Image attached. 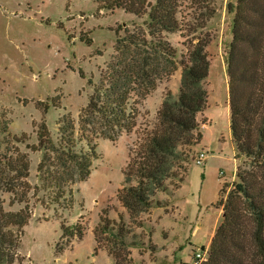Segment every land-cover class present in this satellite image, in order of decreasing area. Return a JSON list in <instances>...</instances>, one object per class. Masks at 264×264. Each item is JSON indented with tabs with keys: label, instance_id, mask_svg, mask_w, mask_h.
<instances>
[{
	"label": "rangeland",
	"instance_id": "374dc122",
	"mask_svg": "<svg viewBox=\"0 0 264 264\" xmlns=\"http://www.w3.org/2000/svg\"><path fill=\"white\" fill-rule=\"evenodd\" d=\"M183 4L180 17L187 30L165 33L177 52V70L169 79L159 77L157 89L147 98L136 92L130 102L140 108L139 124L153 128L166 95L180 91L182 62L190 48L205 39L210 71L205 81L208 108L198 116L203 138L188 149L189 169L181 188L171 186L159 193L154 207L132 221L118 194L126 183L129 146L137 136L122 134L112 141L106 137L110 129L106 118L84 111L110 73L109 64L117 61L116 31L124 37L125 27L136 31L143 21L123 10H100L96 0H0V177L13 184L0 187V201L9 211L28 206L32 212L16 264H115L108 250L119 247L111 235L97 241L94 230L101 218L119 222V215L134 230L127 248L133 264H193L196 250L209 251L223 219L218 206L221 189L225 183L228 193L235 188L237 167L244 161L235 158L227 72L234 20L230 7L237 0H209L208 9L215 13L202 30H193V23L196 11L205 9L192 0ZM89 40L93 41L90 46ZM69 118L77 133L98 145L99 158L91 175L70 183L71 192L54 203V189L41 179L40 164L70 176L75 169L70 163L64 165L63 157L50 145H41L38 132L45 123L49 138L57 144L59 128ZM200 153L207 158L197 163ZM21 155L29 162L27 185L7 166L8 160L15 162ZM80 232L83 236L78 237Z\"/></svg>",
	"mask_w": 264,
	"mask_h": 264
},
{
	"label": "trees",
	"instance_id": "16d2710c",
	"mask_svg": "<svg viewBox=\"0 0 264 264\" xmlns=\"http://www.w3.org/2000/svg\"><path fill=\"white\" fill-rule=\"evenodd\" d=\"M96 1L100 10H123L143 21L136 31L130 32L125 27L124 37L116 31L117 61L109 64L110 73L107 78L103 77L84 111L106 118L110 124L106 137L112 141L122 134L137 136L129 146L130 160L124 171L126 183L118 194L131 220L136 221L137 216L154 207L159 193L168 192L171 186L181 188L180 183L185 181L189 169L188 149L202 141L198 116L208 108L205 81L210 71L206 51L209 43L201 39L190 48L187 60L182 62L179 93L169 92L158 111L155 126L143 128L139 124L140 108L130 102L131 96L138 92V97L147 98L157 89L159 77L169 79L177 70V52L166 41L165 33L187 30L180 17L186 0ZM192 1L205 9L201 13L196 11L193 23L196 26L193 30H202L215 12L208 9L209 0ZM230 12L234 13L227 67L230 125L235 158L244 161L237 167L235 188L228 193L229 184L225 183L221 189L218 206L223 211V219L211 240L209 259L204 264H264V0H237ZM87 43L90 46L93 41ZM80 75L83 76L82 71ZM59 131L61 139L57 144L49 138L45 123L38 132L40 144L50 145L49 149L63 157L64 165L69 167L70 163L75 169L70 176L67 172H57L58 168L45 169V162L40 164L41 179L54 189V203L71 192L70 183L85 181L99 158L98 145L88 135L77 133L71 118ZM7 166L13 172L22 173V177L15 173L16 177L24 179L27 185V157L21 155L15 162L10 159ZM6 184L13 185L5 176L0 177V187ZM31 217L28 206L14 212L0 201V264L17 263L24 228ZM64 230V235L69 236L68 230ZM133 234V228L124 222L122 215L119 222L101 218V225L94 230L97 241L103 235H111L119 247L117 251L108 250L115 264H133L127 252L131 246L128 239ZM81 236L80 232L78 237Z\"/></svg>",
	"mask_w": 264,
	"mask_h": 264
},
{
	"label": "built area",
	"instance_id": "2783aa9c",
	"mask_svg": "<svg viewBox=\"0 0 264 264\" xmlns=\"http://www.w3.org/2000/svg\"><path fill=\"white\" fill-rule=\"evenodd\" d=\"M207 155L204 153H200V155L197 157L196 162L202 163L204 160H206ZM209 259V251L206 249H199L194 252V258L192 260L193 264H204Z\"/></svg>",
	"mask_w": 264,
	"mask_h": 264
}]
</instances>
